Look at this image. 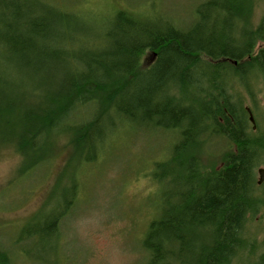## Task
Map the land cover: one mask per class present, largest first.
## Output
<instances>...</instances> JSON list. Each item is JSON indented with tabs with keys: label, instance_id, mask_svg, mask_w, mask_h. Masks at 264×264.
Listing matches in <instances>:
<instances>
[{
	"label": "trees",
	"instance_id": "16d2710c",
	"mask_svg": "<svg viewBox=\"0 0 264 264\" xmlns=\"http://www.w3.org/2000/svg\"><path fill=\"white\" fill-rule=\"evenodd\" d=\"M254 4L204 0L192 26L179 30L154 2L149 12L119 9L100 26L82 12L79 16L45 0H0V145L21 154L31 172L65 136L72 151L63 172L73 166L80 172L98 163L102 148L119 131L121 139L127 127L163 129L172 141L171 154L155 162L150 175L159 203L143 242L147 264H233L250 258L261 236L247 227L246 215L254 191L264 194L256 178V169L264 165V136L241 132L248 124L244 98L249 96L255 107L264 104V16L253 22ZM141 49L150 57L156 53L155 61L140 64ZM16 70L30 80L43 76L44 82L25 84ZM55 85L53 96L49 91ZM170 92L171 102L162 101ZM183 96L193 100L185 108L179 102ZM85 108L92 113L90 121L60 126L62 119L84 115ZM213 128L231 132L232 149L223 154L220 167L206 166L201 156L200 139ZM63 186H68L64 198L50 215L31 216L13 242L31 264L45 263L34 249L59 241L79 184L72 178ZM26 243L32 245L26 248ZM7 248L0 241V264H14ZM260 259L264 262V253Z\"/></svg>",
	"mask_w": 264,
	"mask_h": 264
},
{
	"label": "rangeland",
	"instance_id": "374dc122",
	"mask_svg": "<svg viewBox=\"0 0 264 264\" xmlns=\"http://www.w3.org/2000/svg\"><path fill=\"white\" fill-rule=\"evenodd\" d=\"M45 1L56 3L63 9L72 10L79 6L78 0ZM148 1L153 2L111 0V4L120 9L128 8V5L148 6ZM160 1L165 4L159 7V11L166 13L169 19L183 18L185 25H189L196 7L204 0ZM87 4L88 9L97 7L96 0H88ZM263 11L264 0H257L256 24ZM105 21L98 22V25ZM32 97L39 99L35 93ZM245 103L246 107L252 105L249 97ZM260 106L263 108V103ZM122 131L105 149L103 147L98 163L84 166L80 172H76L74 166L63 172L72 151L65 136L55 142L52 155L41 163V167L31 172L26 170V161L21 154L12 147L0 145V241L12 252L14 264L32 263L18 251L20 249L13 247V242L21 238L22 229L29 224L31 216H41L44 211L45 215H50L64 198V189L68 186L63 185L70 184L72 178L79 184V190L74 193L75 200L62 223L59 241L46 248L42 244L33 250V255L45 257V263L38 264H53V261L58 264H147L142 246L159 203L158 189L150 175L155 162L170 157L172 141L161 132L135 131L130 127L119 139ZM227 149L226 143L210 149L203 158L204 163L219 167ZM261 215L249 226L255 233L259 230V246L264 236ZM31 245L26 243L23 246L28 248ZM258 261L255 253L237 264H259Z\"/></svg>",
	"mask_w": 264,
	"mask_h": 264
},
{
	"label": "bare ground",
	"instance_id": "6f19581e",
	"mask_svg": "<svg viewBox=\"0 0 264 264\" xmlns=\"http://www.w3.org/2000/svg\"><path fill=\"white\" fill-rule=\"evenodd\" d=\"M87 1L86 0H78L79 6H77V8H75V9H72V11L77 13V15H79V13H80L79 16H83V15H81V12H82V14H84V16L87 17L86 19L87 20L89 19V22H91V23L95 22V24H98V22H102V20H105V19H107V22H108L109 19H113L112 15L115 14L114 12L119 10L113 5V3L111 4V0H96L97 7H92L90 9H87V5H88ZM152 1L157 5L156 7L158 9H159V7L162 8L161 6H163L165 4L164 2H162L160 0H157V1L152 0ZM148 2L150 5H148L146 7H141L142 5L141 6H133L132 5L133 7H131L129 5L126 10L134 12L133 14L138 13V12L140 13L141 11H148V12L152 11L151 3H153V2H150V1H148ZM256 2H257V0H255V4H254L255 7H256ZM35 4H36L35 6L38 7V9H41V5L38 2ZM120 9H123V8H120ZM263 16H264V11L262 12V16L259 19L258 23L261 21ZM175 19L170 18L169 22L172 25L179 28V30L189 29L192 26V23L194 22V20L192 19V21L189 25H185V23L183 22V18L182 19L181 18H175ZM75 22L77 25H79V27L81 26V24H80L81 21L75 20ZM253 22L255 23V8H254V14H253ZM106 24L103 26V29L107 27ZM68 27L72 32L71 25H68ZM154 54L156 55V53H154ZM155 55L150 57L148 55V53L144 52L141 49L137 55V57H138L137 59H138V62L140 61V64H144V63L150 64V63L155 61V59L157 57ZM13 71L14 70L12 68L11 72H13ZM16 74L23 81H25L24 82L25 84L29 83V81H31L30 83L44 82L43 76L34 75L32 77V79L30 80V79H27L26 74H24L23 72H19V70H16ZM127 81H128V77L124 76L123 82L126 84ZM56 88H57V85H55L54 88L52 87V89H50L49 93H52L51 95H53V96L56 95V93H57ZM127 88H128V86L125 85L122 92L124 93ZM43 94H48V91L47 92H46V90L43 91ZM172 94H173V92H170V93H167L166 95L161 96L162 101L171 102ZM198 97H201V96L199 95ZM247 97H249V96H246L244 98V103H243V101H241V102L243 103V108H244L245 113L247 115V123L248 124H247V127L244 126L241 128V132L243 135H249L250 134V135L255 136V137L261 136V135L264 136V104H263V108H259V107H261L260 104L256 107L253 104L251 105V107H246L245 101H246ZM201 99L202 98H200L199 100H201ZM180 100L181 101H179V102H180L182 108L188 107L189 104H191V102L193 101V100L188 99L187 97H184V96ZM236 101H237V98H236V96H234V102H236ZM208 102H211V101H208ZM234 107H235V109H237L239 111L240 114H243L240 107L238 108V106L235 104H234ZM78 108H80V107H78ZM81 109H83V108H81ZM85 109L86 110H81L84 113V115H81V114L76 115L73 118L74 121L73 120L67 121L65 119L64 120L62 119L60 126L62 128H65L67 126V124H69V125H76L77 127H79V126L83 125L86 121H90V116H91L90 110H89V108H85ZM78 111H80V110L77 109L75 114ZM261 117H262V119H261ZM261 121H263V123ZM140 131H142V130H140ZM157 131L161 132V134H163V129H160ZM234 131H237V130H234ZM230 133H231L230 131H225V132L219 133V131L216 128H213V129H209L206 135H203V136L201 135L202 139H200V144L203 143L202 149L204 150V153L201 156L203 158H205V155H208L207 153L209 152V150L216 148L219 144H225L226 143L228 146L227 151L230 148L232 149V147H230L231 144L229 142V138L227 137V135ZM168 138H170V137L168 136ZM104 149H105V147H104ZM104 149H103V151H104ZM157 162H162V160H159ZM221 164H222V162H221ZM205 165L209 167V165H207L206 163H205ZM263 166L264 165H262V166L260 165L256 169V178H257V175L260 177L259 170L264 169ZM78 190H79V188H78ZM253 200H254L253 201V207L249 210V212L246 215V219H248V221H249V222L247 221L248 222V224H247L248 228H249L250 224L253 222V220H255L258 217V215H260V214L264 215V203H263L264 202V194L262 192H260L258 189H256L253 193ZM262 215H261V217H262ZM253 244H254V242L252 241L250 245L253 246ZM142 248H143V252L147 256V261H148L149 253L147 252V250L144 249V246H142ZM249 252H250V248L245 250V252H243L242 255L243 256L248 255ZM255 253H256V255H258V259H259L258 262H260L259 264H264V262L260 259V256H262V254L264 253V248L261 245L260 246L258 245V248L255 249ZM237 260H234L233 264ZM237 263H238V261L235 264H237ZM175 264H181V263L179 262V263H175Z\"/></svg>",
	"mask_w": 264,
	"mask_h": 264
},
{
	"label": "water",
	"instance_id": "95a60500",
	"mask_svg": "<svg viewBox=\"0 0 264 264\" xmlns=\"http://www.w3.org/2000/svg\"><path fill=\"white\" fill-rule=\"evenodd\" d=\"M260 177L257 181L258 185H261L264 183V169L259 170Z\"/></svg>",
	"mask_w": 264,
	"mask_h": 264
}]
</instances>
